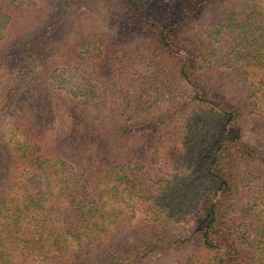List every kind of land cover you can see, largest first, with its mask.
Masks as SVG:
<instances>
[{
  "label": "trees",
  "instance_id": "1",
  "mask_svg": "<svg viewBox=\"0 0 264 264\" xmlns=\"http://www.w3.org/2000/svg\"><path fill=\"white\" fill-rule=\"evenodd\" d=\"M263 107L264 0H0V264H141L161 240L120 230L194 210L215 254L176 264H264V179L238 206L237 161L264 165L237 123L264 149ZM148 136L192 146L188 188Z\"/></svg>",
  "mask_w": 264,
  "mask_h": 264
},
{
  "label": "rangeland",
  "instance_id": "2",
  "mask_svg": "<svg viewBox=\"0 0 264 264\" xmlns=\"http://www.w3.org/2000/svg\"><path fill=\"white\" fill-rule=\"evenodd\" d=\"M153 1V0H152ZM158 1V0H156ZM164 1L165 4H171L175 0H159ZM221 4V3H219ZM225 4V3H224ZM58 6V0H50V8L54 11ZM208 7V6H207ZM206 8V7H205ZM215 8V7H213ZM201 11L205 10L204 7H201ZM206 13V12H205ZM203 13L199 16V18H202L206 16V14ZM40 26H37V28L33 31L34 33L38 31ZM129 33V32H128ZM128 33L126 32H118L114 33V36H116L118 39L122 37H126L127 42H132L135 38L131 33H129L131 36H128ZM126 34V36H125ZM128 36V37H127ZM140 36H137V38ZM193 37L190 36V38ZM64 38V37H63ZM222 78V82H223ZM228 90H230L231 86H226ZM227 90V91H228ZM224 92L225 96L227 98L231 97L233 98L230 93L232 91ZM59 99H61V104H64L68 101V98H71L69 95H67L63 91H59ZM36 100V96H34ZM230 98V99H231ZM229 100V99H228ZM257 112H263L264 114V107L262 110H257ZM9 119H6L4 123V127L0 128V132L4 129H7L9 127ZM241 132L244 133L246 136H244L243 140L247 141L252 147H254L255 157L259 156V153L264 151L263 148L258 147V142L255 137V135H248V129H254L258 127H250L248 128V124H245L241 120L237 122ZM2 125V124H0ZM3 136L0 134V137ZM242 137V136H241ZM166 139V138H165ZM156 143V139L154 137H149L144 140V143L141 144V146L146 145L147 147V154H152L151 152H157V163H154L152 170L154 168H158V166L164 164V171L167 172L168 175H165L166 177H169V179L172 177L175 179V176L178 175V182L181 186L188 188L190 185L189 180L187 177L193 174H189L188 170L195 169L197 166L195 163L193 165L190 163L191 160L188 156L189 147H192L189 143L181 142V140H164L163 144L160 142L159 149H150L151 147H154ZM145 152L139 151L140 154H144ZM241 156L238 157L237 161L240 162L241 166L238 167L240 172H244L247 170L246 174H242L239 179V194H238V206L242 204L240 202V198L244 196L247 192L251 191L252 189H255L261 181V179H264V165H260V163L256 161H250V162H244L241 160ZM167 159V160H166ZM247 164V165H246ZM245 165V166H244ZM154 171V170H153ZM251 173V174H250ZM182 174H184L185 178L182 177ZM182 177V178H180ZM243 206V205H242ZM235 214V212H233ZM231 214V216H233ZM239 214V213H238ZM198 214L196 210L194 212L188 215L184 216V219H181V221H170L166 220L161 221L155 220L153 217H150L147 215L144 211H141L138 213L136 219H134L133 224L129 227H124L120 230V234L117 239H127L131 236H136L140 238L141 240H149L150 238L157 241L158 239L161 240V244L158 245V249L153 252L147 260L142 262L141 264H176V262L179 259L185 258L188 255L194 253V252H200V255H204L205 259H208V257L213 256L215 253H207L204 249L201 248V242H199V236L198 233L195 234V230L199 228L197 227V220ZM121 241V240H120Z\"/></svg>",
  "mask_w": 264,
  "mask_h": 264
}]
</instances>
